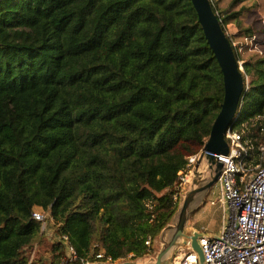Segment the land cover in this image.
<instances>
[{"label":"trees","instance_id":"obj_1","mask_svg":"<svg viewBox=\"0 0 264 264\" xmlns=\"http://www.w3.org/2000/svg\"><path fill=\"white\" fill-rule=\"evenodd\" d=\"M245 1H210L225 33ZM246 54L234 126L257 146L264 55ZM223 94L190 0H0V264H58L64 235L90 261L153 252Z\"/></svg>","mask_w":264,"mask_h":264},{"label":"built area","instance_id":"obj_2","mask_svg":"<svg viewBox=\"0 0 264 264\" xmlns=\"http://www.w3.org/2000/svg\"><path fill=\"white\" fill-rule=\"evenodd\" d=\"M231 46L238 57L237 62L243 73V56L245 52H255L264 55L261 47L256 45V35L242 36L226 33ZM244 90L248 89L250 78L244 75ZM260 117H257L259 119ZM235 125V124H234ZM264 132V128L260 129ZM224 139L228 145L227 155H215L221 164L217 186L219 197L217 202L230 212L228 223L224 224L213 237H201L198 244L203 254L202 264H264V139L254 146V140L248 135L247 123H238L226 131ZM203 155V152L201 156ZM196 156L188 159L190 169L180 172L178 189L184 193L185 187L194 177L191 171ZM182 195V194H181ZM35 221L41 224V230L46 227L51 217L46 211H35L32 214ZM62 241L67 255L58 264H122L130 261L132 255L116 261L105 254L103 250L92 252L90 257L79 258L68 236ZM151 239L144 242L150 247ZM170 264H200L198 255L190 248Z\"/></svg>","mask_w":264,"mask_h":264},{"label":"water","instance_id":"obj_3","mask_svg":"<svg viewBox=\"0 0 264 264\" xmlns=\"http://www.w3.org/2000/svg\"><path fill=\"white\" fill-rule=\"evenodd\" d=\"M190 1L196 12L197 21L201 26L205 40L221 70L224 94L220 110L212 123L209 137L202 148L203 155L201 157L209 165L210 180L205 185H202L200 178L192 180L193 188L184 195L175 225L166 227V229L172 230L173 234L159 251L153 264H166L168 255L176 247L190 248L198 255L200 264L203 263V254L198 244V239L203 236H213L195 230L186 231L185 224L196 196L209 190L218 182L222 166L217 162L215 155L228 154V145L224 135L236 123L239 103L245 97L243 93L245 85L244 75L239 69L230 40L222 29L217 15L212 9L210 0ZM122 264L134 263L127 261Z\"/></svg>","mask_w":264,"mask_h":264},{"label":"rangeland","instance_id":"obj_4","mask_svg":"<svg viewBox=\"0 0 264 264\" xmlns=\"http://www.w3.org/2000/svg\"><path fill=\"white\" fill-rule=\"evenodd\" d=\"M215 9L221 13L224 12L230 0H210ZM243 7L241 16L238 19L240 22V28L237 27L235 22L227 24L225 30L231 34H241L247 36L249 33L251 35H256L255 42L256 45L261 47L264 51V0H246L242 5L235 8L237 11L240 7ZM250 55V54H249ZM249 58L248 54L243 56L244 60ZM243 70V68H242ZM202 150L196 155L197 160L192 164L191 171L194 177L188 186L185 187L184 193H181V200L178 203L177 211L173 217V220L169 224L174 226L177 219V214L181 206V202L184 195L192 189V180L200 178L202 180V185H205L210 180L209 165L201 157ZM219 197V189L217 183L214 184L209 190L196 196L192 210L188 216V220L185 224L186 231L195 230L202 231L210 234L218 233L224 224L228 223L230 212L227 209H223L222 206L217 202ZM173 234L172 230L164 229L157 239L153 242V252L143 256L142 258L136 260H130L134 264H153L155 262L156 256L162 249L164 244L168 242ZM188 247H176L171 251L167 257L166 264L172 263L181 254L187 252ZM41 251L46 252L47 247L45 245L41 246ZM33 255V252H32Z\"/></svg>","mask_w":264,"mask_h":264},{"label":"crops","instance_id":"obj_5","mask_svg":"<svg viewBox=\"0 0 264 264\" xmlns=\"http://www.w3.org/2000/svg\"><path fill=\"white\" fill-rule=\"evenodd\" d=\"M226 26H227V25H226ZM226 26H225V27H226ZM235 35H236V34H235Z\"/></svg>","mask_w":264,"mask_h":264}]
</instances>
